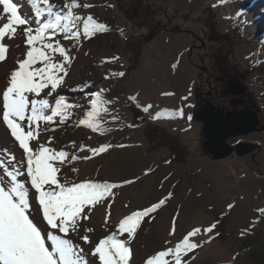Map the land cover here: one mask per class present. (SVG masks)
Instances as JSON below:
<instances>
[{"label": "rangeland", "instance_id": "374dc122", "mask_svg": "<svg viewBox=\"0 0 264 264\" xmlns=\"http://www.w3.org/2000/svg\"><path fill=\"white\" fill-rule=\"evenodd\" d=\"M84 2L95 7L83 9L81 14H91L110 31L83 42L65 86L58 91L73 104L87 107L89 93L110 89L105 95L115 101L109 106L110 112L119 120L109 122L106 126L110 131L104 135L70 122L42 138L55 136L57 149L72 140L94 147L103 143L126 145L78 163L86 177L134 181L117 192L112 205L114 220L129 208H144L172 194L157 210L156 218L146 221L137 232L131 244L130 264H143L147 256L163 250L166 239L175 243L193 227L203 230L213 223L216 228L210 234L214 236L210 243H202L208 235L194 238L202 247L189 254L194 256L190 264H264V212L257 211L264 209V0ZM241 9L242 18L236 15ZM19 10L29 20L34 19L31 7ZM16 43L20 47L11 49L12 58H23L22 39ZM62 43L69 46L68 41ZM112 57L118 59L106 62V58ZM13 66L11 61L6 62L0 68V76H6ZM141 66L150 76L155 75V84L171 86L179 81L180 86H185L195 74V94L199 100L198 93L205 91L202 67L215 77L237 79L247 84L246 107L260 114L262 124L257 132L232 139L230 143L239 151L219 161L206 152L202 124L195 118L191 122L170 123L144 113L142 125H137L126 108L131 100L125 94ZM119 72L125 75L111 76ZM106 75L111 78L105 79ZM81 85H85L84 91ZM207 101L199 103L196 111L209 104ZM76 113L82 117L84 108H78ZM105 119L110 121V116ZM174 124L178 129L173 130ZM151 129L155 134L166 130L179 137L188 150L186 163L172 162L171 152L158 137L150 142L147 132ZM0 137L7 141L4 146H11L6 129H0ZM12 147L19 156V150ZM147 169L152 171L145 175ZM103 214L104 209L94 213L91 224L100 235ZM34 215L38 217L35 211ZM173 220L176 234L170 237Z\"/></svg>", "mask_w": 264, "mask_h": 264}, {"label": "snow or ice", "instance_id": "6c2138e0", "mask_svg": "<svg viewBox=\"0 0 264 264\" xmlns=\"http://www.w3.org/2000/svg\"><path fill=\"white\" fill-rule=\"evenodd\" d=\"M30 4L33 20L21 14L14 0H0V68L9 61L14 65L0 77V125L11 137V146H4L7 141L0 137V264H130L131 244L143 221L155 219L153 214L172 194L144 208H129L114 220L116 190L134 181L86 177L78 163L126 145L94 147L72 140L57 149L55 136L42 138L70 122L104 135L110 131L106 125L119 120L110 112L115 101L105 95L110 89L89 93L87 107L73 104L58 91L65 86L83 42L110 29L91 14H81L95 7L84 0H30ZM236 15L242 18L243 9ZM20 39L23 58H12L11 49L20 47L16 43ZM117 75L125 73L111 74ZM80 87L85 90V85ZM78 108H84L82 117L77 116ZM187 119L191 121V115ZM151 171L147 169L145 175ZM101 209L103 235L91 226L94 213ZM215 228V223L203 230L193 227L175 243L166 239L163 250L147 256L143 264H190L194 256L189 254L210 243ZM175 234L173 220L168 235ZM200 235L208 239L202 243L194 239Z\"/></svg>", "mask_w": 264, "mask_h": 264}, {"label": "water", "instance_id": "95a60500", "mask_svg": "<svg viewBox=\"0 0 264 264\" xmlns=\"http://www.w3.org/2000/svg\"><path fill=\"white\" fill-rule=\"evenodd\" d=\"M219 80L225 82L226 78ZM247 91V84L230 80L225 93L238 97L233 103V109H217L209 104L200 106L195 113V120L202 124L206 152L213 160H224L235 151L238 152L239 147H234L230 141L257 132L262 124L260 114L246 107V100L241 98ZM196 100L198 102L199 96Z\"/></svg>", "mask_w": 264, "mask_h": 264}, {"label": "crops", "instance_id": "0c3cea01", "mask_svg": "<svg viewBox=\"0 0 264 264\" xmlns=\"http://www.w3.org/2000/svg\"><path fill=\"white\" fill-rule=\"evenodd\" d=\"M178 76L176 74L174 77L178 79ZM154 78L155 75L150 76L145 66H141L125 94L128 100L135 102L146 115L151 114L155 120H165L170 123L191 122L195 118L197 108L195 74L185 86H180L179 81L171 86L163 82L155 84ZM164 93L170 94L164 95ZM184 97L188 99L185 100ZM189 115L192 117L191 121L187 119ZM175 128L178 129L176 125L173 126V130Z\"/></svg>", "mask_w": 264, "mask_h": 264}, {"label": "trees", "instance_id": "16d2710c", "mask_svg": "<svg viewBox=\"0 0 264 264\" xmlns=\"http://www.w3.org/2000/svg\"><path fill=\"white\" fill-rule=\"evenodd\" d=\"M126 108L129 109L133 116L134 121L137 125H142L144 111L133 101H128L126 103ZM150 142L155 141L157 137L164 143V146L171 152V161L174 163H186L188 157V150L183 145L181 139L167 132L166 130L160 131V134H155L151 129L147 132ZM125 186V185H124ZM123 186V187H124ZM121 189V188H120ZM116 190L117 192L120 190ZM156 218L157 212L153 214ZM149 219L145 218L143 224ZM153 220V219H152ZM140 228V229H141ZM140 229L138 231H140Z\"/></svg>", "mask_w": 264, "mask_h": 264}, {"label": "flooded vegetation", "instance_id": "af4514ba", "mask_svg": "<svg viewBox=\"0 0 264 264\" xmlns=\"http://www.w3.org/2000/svg\"><path fill=\"white\" fill-rule=\"evenodd\" d=\"M201 71H202V74L205 75V83L202 84V88L205 89V91L202 92V94L200 92L198 93V95H201L199 103L202 104L203 101H207L206 99H209V101L205 103L214 105L217 107V109H224V110L233 109L234 108L233 103L238 97L227 95L225 93V89L228 86L229 81H230L229 78L224 76V78H226V81L223 82L219 80V79H222L221 77L220 78L219 76L215 77V74L210 72L208 69L201 70ZM234 80H237V79H234ZM246 94H244L241 98L244 99ZM202 98L204 100H202ZM199 103L197 102V105ZM246 105H247V101H246Z\"/></svg>", "mask_w": 264, "mask_h": 264}, {"label": "bare ground", "instance_id": "6f19581e", "mask_svg": "<svg viewBox=\"0 0 264 264\" xmlns=\"http://www.w3.org/2000/svg\"><path fill=\"white\" fill-rule=\"evenodd\" d=\"M15 3H17L19 5V7L21 9H28L31 7V4H30V0H14ZM13 50V49H12ZM0 77H3V76H0ZM5 130L6 128H4L3 125H0V129Z\"/></svg>", "mask_w": 264, "mask_h": 264}]
</instances>
